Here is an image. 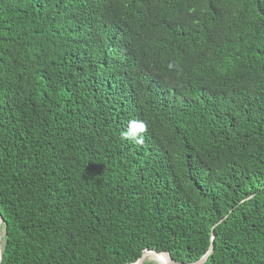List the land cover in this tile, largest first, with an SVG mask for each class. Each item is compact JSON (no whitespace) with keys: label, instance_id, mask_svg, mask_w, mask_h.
<instances>
[{"label":"trees","instance_id":"16d2710c","mask_svg":"<svg viewBox=\"0 0 264 264\" xmlns=\"http://www.w3.org/2000/svg\"><path fill=\"white\" fill-rule=\"evenodd\" d=\"M0 211L3 264H264V0H0Z\"/></svg>","mask_w":264,"mask_h":264},{"label":"water","instance_id":"95a60500","mask_svg":"<svg viewBox=\"0 0 264 264\" xmlns=\"http://www.w3.org/2000/svg\"><path fill=\"white\" fill-rule=\"evenodd\" d=\"M2 223H4V218H3L2 213L0 211V229L2 227ZM212 239H214V229L212 230ZM213 250H214V243H213V240H212V243H211V245L209 247V250L207 251V253L202 258H200L197 261L184 263V262H180V261H175L171 257L169 252H158L156 250L146 249L143 252L142 256L136 262H133V263H130V264H145V262H143V257H145L147 252L148 253L165 254V255H167L168 260H167V262L165 264H204L207 261V259L209 258V256L211 255V253L213 252ZM0 264H3L2 263V249L1 248H0Z\"/></svg>","mask_w":264,"mask_h":264},{"label":"bare ground","instance_id":"6f19581e","mask_svg":"<svg viewBox=\"0 0 264 264\" xmlns=\"http://www.w3.org/2000/svg\"><path fill=\"white\" fill-rule=\"evenodd\" d=\"M0 240H1V233H0ZM148 257L153 258L158 264H165L168 260L167 255L165 254H155V253H146L145 257H143V262H145Z\"/></svg>","mask_w":264,"mask_h":264},{"label":"rangeland","instance_id":"374dc122","mask_svg":"<svg viewBox=\"0 0 264 264\" xmlns=\"http://www.w3.org/2000/svg\"><path fill=\"white\" fill-rule=\"evenodd\" d=\"M0 233H1V238H2V235H3V233H4V231H3L2 228L0 229ZM0 248H1V240H0ZM149 261H153V262L157 263V262H156L153 258H151V257H148V259H147L145 262H149Z\"/></svg>","mask_w":264,"mask_h":264}]
</instances>
